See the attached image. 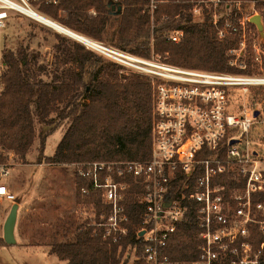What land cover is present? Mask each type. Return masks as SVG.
<instances>
[{"label":"built area","instance_id":"2783aa9c","mask_svg":"<svg viewBox=\"0 0 264 264\" xmlns=\"http://www.w3.org/2000/svg\"><path fill=\"white\" fill-rule=\"evenodd\" d=\"M61 1L0 0V30L12 12L44 15L41 5L57 6ZM162 1L167 0H149L148 8L153 12ZM198 1L191 0L214 11L211 21L218 40H225L230 31L245 30V20L239 30L218 26L215 11L224 4L227 9L228 1ZM164 37L179 43L183 30L168 31ZM93 41L84 45L117 64L121 74H138L150 83L151 148L145 160L73 163L76 175L85 181L80 195L95 193L106 206L95 220L92 204L88 225L100 229L102 239L112 243L128 236L125 202L131 194L143 211L132 250L121 255V247L117 249L121 263L127 259L126 264H264V108L242 99L253 89L264 88V73L183 67L159 53L141 56ZM241 63L247 66L245 58ZM9 170L10 164L0 161V200L14 202L4 180ZM131 187L136 189L130 192ZM191 209L199 228L197 257L173 259L167 252L169 240Z\"/></svg>","mask_w":264,"mask_h":264},{"label":"trees","instance_id":"16d2710c","mask_svg":"<svg viewBox=\"0 0 264 264\" xmlns=\"http://www.w3.org/2000/svg\"><path fill=\"white\" fill-rule=\"evenodd\" d=\"M109 1L120 6L117 14L108 5ZM148 1L63 0L57 6L41 7L47 17L73 32L128 52L149 56L153 34V50L167 52V61L172 64L216 72L232 70L225 53L235 46L236 39H217L216 27L208 21L211 13L205 11L203 18L194 19L187 2L159 5L153 13L151 30L146 10ZM250 1L264 3V0ZM223 6L225 9L226 4ZM89 9H94L95 14H90ZM233 13L235 9L230 18ZM113 15L116 20L112 19ZM177 28L183 30L181 41L177 44L167 41L163 32ZM1 56L5 70L0 76V161L5 159L4 150L24 159L35 137L34 117L41 124L51 125L52 111H58L57 117L67 119L69 125L49 156L42 153L45 137L53 126L40 137L38 162L43 157L51 164L149 157L152 98L146 78L138 74L119 75L117 64L77 42L57 46L55 62L63 67L59 73L48 74L52 81L43 79L42 66H39L42 73L33 68L22 46L3 49ZM247 64L249 68V57ZM75 177L80 195L79 188L85 181ZM135 189L131 187L130 192ZM81 198L94 205L95 220L102 209L106 210L95 193ZM125 207L129 217L128 236L112 243L103 240L100 229L88 225V220L79 223L67 216L51 233L46 244L49 252L65 264H126L127 259L121 263L117 257V249L121 247V255L132 250L143 206L130 194ZM199 243V228L191 209L170 238L167 252L173 259H194ZM139 250L137 247L136 253Z\"/></svg>","mask_w":264,"mask_h":264},{"label":"rangeland","instance_id":"374dc122","mask_svg":"<svg viewBox=\"0 0 264 264\" xmlns=\"http://www.w3.org/2000/svg\"><path fill=\"white\" fill-rule=\"evenodd\" d=\"M185 2L190 4L189 12L194 19L203 18L204 12L207 11V13H211L209 14L210 20H208L211 22L214 11L210 6L206 7L203 3L193 5L191 0H167L160 2L157 7L159 5ZM197 2L199 1L197 0ZM228 2L229 7L227 9H224L223 6L215 11L218 23L222 17H225L222 24H218V26L225 28L231 25L236 26L239 30L240 21L245 20V30L243 32L229 30L230 32L227 33L225 39L235 37L236 44L226 50L225 56L232 70L224 72L264 73V3L259 4L250 0ZM234 9L236 13H233L230 18V13ZM146 10L150 16V29L152 30L154 11L151 12L148 5ZM115 11H113L114 14H117ZM39 12L44 13L43 11ZM88 12L92 15L95 14L94 9H89ZM59 14H62V11H59ZM257 14L261 16L262 36L259 34L256 25L246 19ZM112 19L116 20L117 18L113 15ZM6 22V26L0 30V70L3 71L5 68L3 69L1 63L2 50H12L17 46H22L28 58L33 62V68L42 73L43 70L39 67L42 66L47 73L44 75L43 71V79L52 81L53 78H50L48 74L56 71L59 73L60 68L63 67L62 64L59 65L55 62L57 46H71L73 42H77L86 47L79 39V37L83 38L84 36L64 26L72 35L61 33L16 12H12ZM168 31L171 30H165L163 36ZM150 47V54L159 53L153 50V34L150 36ZM232 49H235L236 52L230 51ZM159 54L167 56V52ZM256 56L258 59H256ZM248 57L251 61L249 68L248 64L244 66L241 63L244 58L247 63ZM240 64L244 67L240 68ZM118 74L122 76L130 75L121 74L119 70ZM238 99L239 96L236 97L235 101L237 102ZM242 99L248 105H255L259 102L264 108V88L260 90L253 89ZM57 113L58 111H52L49 115L50 118H54V123L51 125L41 124L37 116L34 117L35 137L24 159L11 151H3L4 162L10 164L9 174L4 180L14 194L15 200L14 202L0 200V264H65L54 253L49 252V246L46 244L51 240V233L59 227L67 216H72L79 223L87 220L89 223L93 219L91 213L93 205L81 201L82 198L78 195L73 163L51 164L46 162L44 157L41 158L40 162L37 161V155L40 151V137L53 126L54 129L45 137L42 153L43 156H49L53 153L69 125V121L57 117ZM13 203H18L14 227L15 243L7 244L2 238L3 223Z\"/></svg>","mask_w":264,"mask_h":264},{"label":"water","instance_id":"95a60500","mask_svg":"<svg viewBox=\"0 0 264 264\" xmlns=\"http://www.w3.org/2000/svg\"><path fill=\"white\" fill-rule=\"evenodd\" d=\"M108 5L111 7V9L114 11L115 6H116V13L120 11V6L113 1H109ZM250 21L254 23L262 36L263 32V26L261 23V16L260 15H253L250 17ZM258 111L254 112V115H256ZM17 209H18V203H13L10 207L9 213L6 216L4 223H3V240L7 244H14L15 243V238H14V227H15V222H16V217H17ZM142 232H140L141 234Z\"/></svg>","mask_w":264,"mask_h":264},{"label":"bare ground","instance_id":"6f19581e","mask_svg":"<svg viewBox=\"0 0 264 264\" xmlns=\"http://www.w3.org/2000/svg\"><path fill=\"white\" fill-rule=\"evenodd\" d=\"M24 15L38 21L39 23L41 24H44L48 27H51L55 30H58L60 31L61 33H65V34H68V35H72V33H70L66 28H64L61 24H59L58 22L50 19L49 17L45 16V15H42L36 11H33V10H28V11H24L23 12ZM79 39L82 41H80L81 43H84L86 45H90V44H93V40L92 39H89V38H80Z\"/></svg>","mask_w":264,"mask_h":264}]
</instances>
